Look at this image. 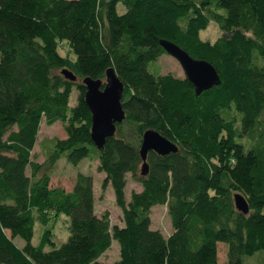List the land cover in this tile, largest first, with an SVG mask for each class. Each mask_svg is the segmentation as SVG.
I'll use <instances>...</instances> for the list:
<instances>
[{
  "label": "trees",
  "instance_id": "1",
  "mask_svg": "<svg viewBox=\"0 0 264 264\" xmlns=\"http://www.w3.org/2000/svg\"><path fill=\"white\" fill-rule=\"evenodd\" d=\"M212 23L223 36L202 41ZM161 41L211 65L219 85L197 96L186 78L161 75ZM109 69L124 86L125 119L98 150L82 81L104 83ZM43 122L62 124L66 138L48 143L38 164ZM150 130L178 151L148 153L143 177L139 152ZM61 158L72 167L98 162L120 226L96 213L92 176L78 173L70 193L50 186ZM128 175L141 187L129 201ZM155 206L167 208V238L151 228ZM60 215L69 236L56 247L47 226ZM36 218L45 227L37 247ZM113 242V264H264V0H0V264H105Z\"/></svg>",
  "mask_w": 264,
  "mask_h": 264
},
{
  "label": "rangeland",
  "instance_id": "2",
  "mask_svg": "<svg viewBox=\"0 0 264 264\" xmlns=\"http://www.w3.org/2000/svg\"><path fill=\"white\" fill-rule=\"evenodd\" d=\"M223 36V33L217 27L216 24L212 23L205 30L200 32L199 37L202 41L214 43L217 39ZM58 53L62 57L68 58L70 61H74V56L67 46H59ZM158 72L161 75H171L177 79H184L185 74L179 65V63L172 57L165 55L159 58L156 62ZM77 99V91L74 89L70 97V106H74ZM66 138L62 124H55L54 126L48 127L43 122L38 134L37 144L32 153L33 160L42 164L45 160L43 152H46V148L51 147L50 143L54 139L64 140ZM98 162L84 160L77 167H72L67 164L64 158L59 161L53 167L50 173L52 188L63 190L65 193H70L75 184L76 176L78 173L89 175L93 177L94 194L96 197L95 211L98 215L108 213L110 224L121 225V211L115 204L114 193L109 186L107 189H101V183L105 176L97 172ZM29 173V171H28ZM141 187L138 183L134 182L130 175L127 176V187L125 189L126 200L129 201L131 192H140ZM151 228L161 232V234L167 238L172 233L171 222L167 214V208L165 206H155L151 210ZM45 227L41 224V221L36 218V224L34 227V235L32 239V245L37 247L40 244L41 236L44 232ZM47 229H50L51 236L50 240L56 247L66 242L68 232V218L64 215L58 217H52L49 220ZM15 244L18 247L25 245L24 241L20 238L15 240ZM51 250V246L46 247V251ZM224 250H220L219 263H224ZM119 259V246L116 242H113L111 248L99 259V262L105 264H113ZM264 260V258H262ZM248 264H256L255 261H251Z\"/></svg>",
  "mask_w": 264,
  "mask_h": 264
},
{
  "label": "water",
  "instance_id": "3",
  "mask_svg": "<svg viewBox=\"0 0 264 264\" xmlns=\"http://www.w3.org/2000/svg\"><path fill=\"white\" fill-rule=\"evenodd\" d=\"M165 53L175 59L181 66L185 78L193 86L196 95L203 91L219 85L220 80L215 69L205 61L194 60L185 51L181 50L173 43L160 42ZM61 75L71 82H76L77 78L67 70H63ZM85 87V104L91 114L90 136L94 146L103 149L106 139L115 135L116 125L121 124L125 119L122 107L124 96V86L117 78L113 69L106 72L105 82L86 78L82 81ZM176 145L154 131H146L143 135L140 158L142 166L140 175L146 176L148 173L147 155L152 152L158 156H167L177 153ZM235 207L238 212L247 215L249 212L246 200L236 195Z\"/></svg>",
  "mask_w": 264,
  "mask_h": 264
}]
</instances>
